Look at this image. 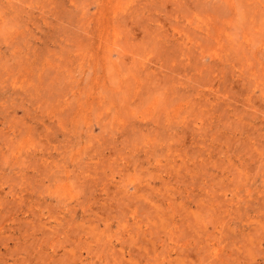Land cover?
<instances>
[{"label":"rangeland","instance_id":"obj_1","mask_svg":"<svg viewBox=\"0 0 264 264\" xmlns=\"http://www.w3.org/2000/svg\"><path fill=\"white\" fill-rule=\"evenodd\" d=\"M0 264H264V0H0Z\"/></svg>","mask_w":264,"mask_h":264}]
</instances>
